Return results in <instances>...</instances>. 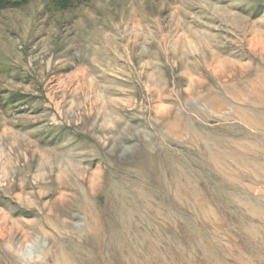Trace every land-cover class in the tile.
<instances>
[{
	"label": "rangeland",
	"instance_id": "374dc122",
	"mask_svg": "<svg viewBox=\"0 0 264 264\" xmlns=\"http://www.w3.org/2000/svg\"><path fill=\"white\" fill-rule=\"evenodd\" d=\"M0 264H264V0L1 9Z\"/></svg>",
	"mask_w": 264,
	"mask_h": 264
},
{
	"label": "trees",
	"instance_id": "16d2710c",
	"mask_svg": "<svg viewBox=\"0 0 264 264\" xmlns=\"http://www.w3.org/2000/svg\"><path fill=\"white\" fill-rule=\"evenodd\" d=\"M60 1H63V5H64V4H69L71 1L74 0H60ZM12 3L13 0H0V10L8 6H11Z\"/></svg>",
	"mask_w": 264,
	"mask_h": 264
}]
</instances>
